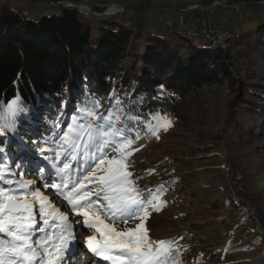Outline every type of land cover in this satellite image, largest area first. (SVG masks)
<instances>
[{
    "label": "trees",
    "instance_id": "16d2710c",
    "mask_svg": "<svg viewBox=\"0 0 264 264\" xmlns=\"http://www.w3.org/2000/svg\"><path fill=\"white\" fill-rule=\"evenodd\" d=\"M44 1L46 8L53 12L39 18H31L22 11L13 13L9 0L0 2V104L6 106L10 100L19 98V107L23 109L15 118L16 133L6 131L0 135V147L13 158H17L14 152L19 143L18 131L23 128V115H32L37 107L51 111L54 117L63 113V124L67 127L77 105L85 98L99 100L101 113L112 108L118 99L125 114L131 112L140 117L139 123L128 121L129 126L145 133V124L153 115H176L189 91L201 93L203 97L220 84L231 88L240 80L242 93L237 101L228 98L226 103L221 102L224 108L231 107V114L222 113L219 102L215 107V114L223 120L220 128L226 137H222L223 142L230 145V136L239 140L237 133L241 132L240 138L248 134L230 121L238 108H244L246 114L255 118L262 117L260 122L264 123V83L260 82L264 78V23L254 29L233 27L224 50L206 43L195 45L174 32L179 40L175 49L168 44L167 38L147 33L140 52L132 47L131 36L140 37L144 29L142 23L134 24L139 31L133 32L114 15L97 19L99 24L93 31L91 20L94 18L67 5L68 2L80 4V1ZM213 1L199 0L197 3L207 7ZM261 1L264 0L247 1L244 8L264 6ZM189 4L180 5V8ZM177 5L173 7L178 8ZM123 7L139 14V10L147 6L127 3ZM91 8L102 12L105 6L92 5ZM189 11L207 18L211 16L209 10ZM182 47L188 50L187 56L177 52ZM257 72H260L259 81H252ZM254 85L259 87L257 91L252 89ZM0 158L12 163L6 155L0 154ZM247 177L241 171L234 173L230 180L241 203L250 201L255 194L250 193ZM253 214L256 218L253 231L264 238V211L253 207Z\"/></svg>",
    "mask_w": 264,
    "mask_h": 264
},
{
    "label": "rangeland",
    "instance_id": "374dc122",
    "mask_svg": "<svg viewBox=\"0 0 264 264\" xmlns=\"http://www.w3.org/2000/svg\"><path fill=\"white\" fill-rule=\"evenodd\" d=\"M3 1L7 0H0ZM9 1V8H13L14 13L22 11L31 18H39L43 14L53 12L51 8H46L44 0ZM78 1L90 8L92 5L105 6V9L111 5L123 7L127 3H142L143 8L147 6L144 10H139V14H133L131 9L114 14L115 19L130 26L133 32L139 31L134 24L142 23L144 29L140 32V37L131 36L132 47L140 49V52L145 46L147 33L167 38L168 44L175 49V43L179 40L173 33L177 30L174 25H166L164 8H174L173 6L178 4L175 6L178 8L174 9L179 10L199 5V0ZM185 3L191 4L180 8V5ZM213 12L209 19H217L218 16L224 24L237 30L254 29L264 23L262 4L255 8L246 6L240 11L215 8ZM84 15L90 17L86 13ZM93 18L91 26L93 31H96L99 24L97 19L101 17ZM191 43L200 46L206 42L198 37L192 39ZM177 52L188 55V50L183 47ZM259 76L260 72H257V77L253 75L252 81L258 82ZM260 82L264 83V78ZM241 85L240 80L231 88L220 84L211 94L203 97H200L201 93L189 91L176 115L159 114L166 116L171 125L166 130L160 128L156 135L132 128L131 137L135 139L136 131H139L141 137L133 144L132 147L137 150L129 157V171L133 173V179L141 190L155 191L159 186H163L159 197L163 201L160 210L150 212L145 227L154 241H175V247L179 249L177 258L181 264H264V238L252 228L256 223L253 207L264 211V123L260 122L262 117L255 118L249 113L246 114L244 108L237 109L235 106L236 114L230 116V121L232 125L247 130L248 134L240 138L241 132L237 133L239 140L226 134L231 141L229 145L223 142L222 137L225 135L220 132L223 120L215 114L218 102L222 113L231 114V107L227 109L222 105L228 98L237 101L238 95L242 93ZM258 88L252 86L254 91ZM222 101L224 103H221ZM37 109L39 108L34 109L32 115L21 114L23 128L18 131L17 136L22 137L32 148L29 153L31 161L51 171V165L37 153L35 144L39 142L42 146L45 140L50 139L59 128H65L66 125L63 124V113L54 117L49 110ZM151 122L155 123L152 120ZM255 127H259L258 132ZM14 154L16 157L19 155L18 152ZM32 166V163L26 165L25 179L37 181L41 190L56 206L71 215L66 204L53 194V190L43 189V182L40 181L38 173L27 171ZM241 171L245 177L248 176L250 193H255L253 199L242 203L230 181L234 173ZM137 222H129L127 227H134ZM119 227L123 229L126 226L120 224ZM80 234L90 235V232L82 224L76 226V244L79 247L66 264H102L87 251L84 246L85 239Z\"/></svg>",
    "mask_w": 264,
    "mask_h": 264
},
{
    "label": "snow or ice",
    "instance_id": "6c2138e0",
    "mask_svg": "<svg viewBox=\"0 0 264 264\" xmlns=\"http://www.w3.org/2000/svg\"><path fill=\"white\" fill-rule=\"evenodd\" d=\"M121 103L116 99L101 113L99 100L85 98L67 127L59 128L44 146L37 142V153L51 171L29 159L32 148L22 137L17 158L0 147V154L12 160L9 164L0 158V264H66L79 247L75 228L81 224L90 232L85 248L106 264H181L175 241H154L145 227L150 212L160 210L163 186L141 190L133 179L129 157L141 137L139 131L131 137L128 121L139 123L140 117L125 114ZM21 111L19 98L0 104V135L16 133ZM152 121L146 124L152 135L171 125L159 113ZM29 163L33 166L27 171H36L43 189L53 190L71 215L37 181L25 179ZM133 221L138 222L127 227Z\"/></svg>",
    "mask_w": 264,
    "mask_h": 264
},
{
    "label": "built area",
    "instance_id": "2783aa9c",
    "mask_svg": "<svg viewBox=\"0 0 264 264\" xmlns=\"http://www.w3.org/2000/svg\"><path fill=\"white\" fill-rule=\"evenodd\" d=\"M244 6L245 2L243 0H214L207 7H202L200 4L179 10L166 7L164 8L165 23L168 27L174 25L181 39L191 41L192 39L200 37L208 46L224 50L226 41L232 35L233 27L224 24L218 16L217 19H209L205 16L194 14L189 10H209V13L213 15L215 8H230L233 11H240ZM10 10L12 12L15 11L13 8H10Z\"/></svg>",
    "mask_w": 264,
    "mask_h": 264
},
{
    "label": "water",
    "instance_id": "95a60500",
    "mask_svg": "<svg viewBox=\"0 0 264 264\" xmlns=\"http://www.w3.org/2000/svg\"><path fill=\"white\" fill-rule=\"evenodd\" d=\"M261 2L264 3V1H261ZM67 5L75 7L81 13H84V14L86 13L89 16L97 17V18L107 17L109 15H112V14L114 15L119 12H123L125 10V8H123L122 6L117 7L115 5H111L107 7L106 9H104L102 12H97V11L92 10L88 5H85V4H74L72 2H68ZM113 8L115 10H113Z\"/></svg>",
    "mask_w": 264,
    "mask_h": 264
},
{
    "label": "bare ground",
    "instance_id": "6f19581e",
    "mask_svg": "<svg viewBox=\"0 0 264 264\" xmlns=\"http://www.w3.org/2000/svg\"><path fill=\"white\" fill-rule=\"evenodd\" d=\"M106 263V262H105Z\"/></svg>",
    "mask_w": 264,
    "mask_h": 264
}]
</instances>
